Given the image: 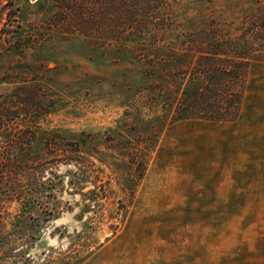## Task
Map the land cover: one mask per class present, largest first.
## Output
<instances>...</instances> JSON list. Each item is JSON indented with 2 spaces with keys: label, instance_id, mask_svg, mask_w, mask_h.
Masks as SVG:
<instances>
[{
  "label": "rangeland",
  "instance_id": "374dc122",
  "mask_svg": "<svg viewBox=\"0 0 264 264\" xmlns=\"http://www.w3.org/2000/svg\"><path fill=\"white\" fill-rule=\"evenodd\" d=\"M35 2L0 0V31L43 35L0 36V94L33 79L49 107L20 126L30 160L0 178V264H264V61L250 62L234 121L171 122L150 99L168 78L149 63L194 54L201 29L234 35L252 0L172 2L157 56L47 38Z\"/></svg>",
  "mask_w": 264,
  "mask_h": 264
},
{
  "label": "trees",
  "instance_id": "16d2710c",
  "mask_svg": "<svg viewBox=\"0 0 264 264\" xmlns=\"http://www.w3.org/2000/svg\"><path fill=\"white\" fill-rule=\"evenodd\" d=\"M175 1L36 0L35 4L43 13L40 26L47 38L79 37L92 47L134 42L137 47L147 48L157 56L156 43L163 41L164 32L171 26L168 11ZM252 2L250 13H243L239 22L234 24V35L226 37L219 35L217 29H201L197 32L200 35L196 36L199 39H188L196 48L194 54L178 52L182 58L180 63H149L168 78V93L163 85H153L150 99L152 102L162 100L171 122L192 118L230 122L238 118L250 62L264 61V0ZM10 17L8 15V22ZM37 26L30 28L36 29ZM12 32L16 30L2 28L0 36L9 34L4 40L10 43L9 38H14L15 47H28L25 42L30 40H33L31 46H36L43 36L21 34L13 37ZM145 36L149 39L146 40ZM184 37L187 41V35ZM196 42L199 47H195ZM177 55L175 51L169 53V57L175 59H178ZM152 58L150 56L149 61L155 62ZM48 113L44 90L36 80H20L0 94V132H5L4 138L9 140L6 147L0 143V178L11 173L14 166L30 160L28 149L34 137L31 126L36 127L38 120ZM155 120L161 121L162 118ZM24 123L31 126L21 129ZM11 125L16 126L11 129ZM12 147L10 155L8 150Z\"/></svg>",
  "mask_w": 264,
  "mask_h": 264
}]
</instances>
